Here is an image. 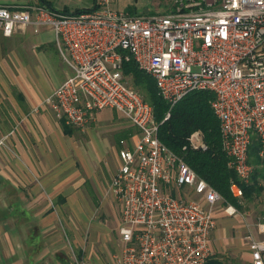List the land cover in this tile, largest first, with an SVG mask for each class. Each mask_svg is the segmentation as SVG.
I'll return each instance as SVG.
<instances>
[{"label": "built area", "instance_id": "built-area-1", "mask_svg": "<svg viewBox=\"0 0 264 264\" xmlns=\"http://www.w3.org/2000/svg\"><path fill=\"white\" fill-rule=\"evenodd\" d=\"M166 1L169 12L152 17L112 12L108 0L74 14L41 4L0 6L4 37L54 35L70 71L42 102L57 120L83 128L96 111L110 108L139 132L133 148L120 141L119 166L107 189L120 211L122 247L114 264H206L216 210L228 217L238 213L160 142L151 105L125 81V63L133 61L154 80L169 110L189 93L213 95L220 147L238 179L229 186L234 199L241 201L242 186L251 184L253 139L264 161V0ZM168 118L166 113L163 121ZM189 142L205 149L197 133ZM242 227L250 264H264V217Z\"/></svg>", "mask_w": 264, "mask_h": 264}, {"label": "crops", "instance_id": "crops-1", "mask_svg": "<svg viewBox=\"0 0 264 264\" xmlns=\"http://www.w3.org/2000/svg\"><path fill=\"white\" fill-rule=\"evenodd\" d=\"M32 3L0 0L4 7L43 5ZM38 34L0 32V264H114L122 247L120 211L107 189L120 141L133 148L139 132L110 108L83 128L57 120L42 102L70 71L54 70L52 82L43 77ZM227 218L216 210L212 250L220 251L227 225L244 240V228ZM244 257L250 264L245 240Z\"/></svg>", "mask_w": 264, "mask_h": 264}, {"label": "trees", "instance_id": "trees-1", "mask_svg": "<svg viewBox=\"0 0 264 264\" xmlns=\"http://www.w3.org/2000/svg\"><path fill=\"white\" fill-rule=\"evenodd\" d=\"M40 1L54 10L44 0ZM58 12L68 14L65 11ZM123 74L132 77L133 85L143 91L144 101L151 105L154 121L159 125L160 142L181 156L228 204L241 210V206L229 191L231 182L237 183L238 179L236 174L227 168L228 159L220 147L219 124L210 107L213 95L201 91L189 93L169 110L168 105L158 96L154 80L140 71L133 61L123 65ZM166 113H169V118L163 121ZM196 133L199 134L205 149H193L190 146L189 139ZM258 147L259 143L253 139L249 149V163L254 167V174L251 184L242 186L245 200H250L253 195L261 192L257 180L264 179V173L256 168L264 164V161L257 157ZM206 264L219 263L208 260Z\"/></svg>", "mask_w": 264, "mask_h": 264}, {"label": "rangeland", "instance_id": "rangeland-1", "mask_svg": "<svg viewBox=\"0 0 264 264\" xmlns=\"http://www.w3.org/2000/svg\"><path fill=\"white\" fill-rule=\"evenodd\" d=\"M9 4H34L35 0H3ZM38 1V0H37ZM56 11H65L68 14H74L76 12H83L85 10H93L96 0H44ZM108 8L112 12L125 14L131 17L135 16H163L169 12L171 3L166 0H108ZM30 37V35H26ZM38 36L44 47L38 49L36 52V61L41 70L43 77L46 80L53 81L51 73L54 70L65 69L66 66L62 64V61L55 48V38L50 31H41ZM49 68H51L49 70ZM56 71H54L55 73ZM125 81L129 87L134 89L141 96L143 91L133 85V79L131 76H125ZM257 171L264 173V164L256 168ZM257 186L261 188L260 194H255L250 200L241 201L237 200V203L241 206V210H238L237 215L234 217H228L225 221L233 222L234 226L242 227L244 223H253L258 218L264 217V179L259 178L257 180ZM233 198V197H232ZM195 200V199H194ZM228 204V203H227ZM230 205V204H229ZM226 206V205H224ZM231 206V205H230ZM218 213H222L223 209H218ZM242 231V230H241ZM244 236V234H243ZM220 251L212 250L213 255L209 260H215L219 264H247V260L244 257V240L242 235L235 234L232 229V225L225 227L224 235L221 239Z\"/></svg>", "mask_w": 264, "mask_h": 264}]
</instances>
